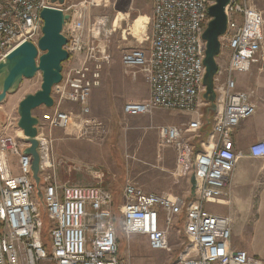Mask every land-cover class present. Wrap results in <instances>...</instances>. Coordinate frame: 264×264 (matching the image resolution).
Listing matches in <instances>:
<instances>
[{"label": "built area", "instance_id": "obj_1", "mask_svg": "<svg viewBox=\"0 0 264 264\" xmlns=\"http://www.w3.org/2000/svg\"><path fill=\"white\" fill-rule=\"evenodd\" d=\"M106 1L65 5L51 0H0V61L25 41L36 44L43 8H58L68 16L62 29L67 39L64 49L68 58L81 55L80 64L63 70L61 81L52 87V108L37 117L41 202L34 194L32 157L24 152L29 143L17 126L18 116H7V129L0 132V264H135L129 255H119L118 232L127 239L144 236L150 249L168 252V234L176 221L182 222L186 241L173 264H264L263 259L232 247L229 216L206 208L228 195L240 155L231 136L255 112L253 92L237 90L234 78L235 72L250 69L263 48L264 18L255 0H229L224 8L226 30L219 42L227 62L213 77V115L203 137L200 107L211 103L201 100L205 91L202 34L214 1L153 0L150 35L144 38L148 48L131 47L120 54L123 66L132 68L133 75L140 73L149 87L148 98L123 105L124 114H149L156 108L193 112L194 118L186 122L156 127L158 144L174 151L175 176L188 169L193 172V198L147 192L128 180L116 223L108 190L55 179L53 129L74 125L75 136L89 141L107 134L105 124L89 116L88 104L92 88L101 83L102 65L110 60L100 38L110 35L115 26L107 27L106 15L90 14ZM64 101L77 104L79 112L61 110ZM248 153L264 157V139L251 144ZM43 213L48 219V240L43 234Z\"/></svg>", "mask_w": 264, "mask_h": 264}, {"label": "crops", "instance_id": "obj_2", "mask_svg": "<svg viewBox=\"0 0 264 264\" xmlns=\"http://www.w3.org/2000/svg\"><path fill=\"white\" fill-rule=\"evenodd\" d=\"M78 1L64 0V3L66 5ZM255 1L257 7L263 12L264 18V6L260 7L264 0ZM94 9H91L90 14L95 12ZM119 15L116 20L114 19L115 25L119 19V21L124 20L123 14L119 13ZM85 21L87 22V18ZM135 23L141 29V22L136 20ZM131 28L134 29L133 26ZM262 29L264 33V23ZM143 30L139 32L140 38L134 42L139 44L137 47L148 48V41L144 40L146 33ZM128 31L129 29H123L120 34L121 42L126 40ZM112 33L110 34L111 38ZM129 44L123 43V45ZM110 53V61L102 65V83L92 88L88 99L89 116L104 122L107 128L106 136L97 141H89L83 138L65 137L62 131L56 130L54 133L57 140V153L63 157H71L76 166L92 165L100 169H107L111 164L117 166L122 163L123 153L126 154L127 152V155L133 153L137 157L134 170V173L138 174L136 181L145 191L179 195L185 199H190L191 175L188 170L191 169L185 170L181 176H175V179L161 176L160 169L165 171L174 169L175 154L171 147H161L158 144L156 127L186 122L194 118L193 112L156 108L149 114H124L123 105L128 101L148 98L149 87L140 73L133 76L132 68L123 66L120 55L114 54L111 49ZM66 61L67 63H62V71L78 66L81 62V55L71 56ZM65 65H67L66 68ZM234 78L237 90H251L253 92L251 100L255 105V112L240 122L231 136L234 151H239L240 155L230 177L228 195L220 198L217 202L206 204V208L210 206L207 208L210 212L231 218L230 242L233 248L243 249L250 256L264 260V157H252L248 153L251 144L264 139V44L250 69L247 72H235ZM38 89L39 87L24 94L34 93ZM51 108L40 106L33 110V114L40 118L44 111H49ZM59 108L73 113L79 112L77 104L67 101L61 102ZM10 115L5 110L2 115L0 114V132L6 131L4 122ZM14 116H18V114L16 113ZM202 120L203 137L210 129V121H206L205 116ZM197 143H199L198 140L195 141V144ZM10 159L14 161L13 158ZM147 165L155 168H147ZM13 171L17 172V169L14 168ZM106 177L108 176L106 175ZM77 180L82 179L77 178ZM77 184L83 185L82 183ZM107 186L106 184L103 188L109 191ZM117 198L119 199V197ZM122 203L121 198L120 204L116 207L113 201V211H115V207L119 210ZM175 223L179 224L178 221ZM141 237L147 245L146 238ZM184 245L185 242L183 247ZM147 247L149 248L148 245Z\"/></svg>", "mask_w": 264, "mask_h": 264}, {"label": "rangeland", "instance_id": "obj_3", "mask_svg": "<svg viewBox=\"0 0 264 264\" xmlns=\"http://www.w3.org/2000/svg\"><path fill=\"white\" fill-rule=\"evenodd\" d=\"M151 4L152 0H107L100 7L95 8L93 14L91 16H102L106 15L108 18L107 27L115 26V31L112 33V38L110 35L103 36L101 35L100 41L101 44L106 46V49L110 55L111 52L114 54H121V51L128 47H137L139 44L134 42L136 39L140 38V33L135 34L134 29L131 28L136 20L141 22V30L145 31L146 36L150 35V16H151ZM264 3L260 4L261 6ZM257 6V5H256ZM119 13L123 14L124 20L119 21L115 25L116 17ZM120 16V15H119ZM141 19H140V18ZM114 21V24H113ZM145 22V23H144ZM145 27V28H144ZM123 29H129L128 35L126 36V40L124 42L120 41V34ZM140 30V32H141ZM123 43H131L129 45H123ZM118 47V48H117ZM119 51V52H118ZM110 61V60H109ZM227 62V58L225 52L219 50V54L216 57V63L218 68L223 69ZM63 63H67L63 62ZM67 65H65V68ZM137 74V73H136ZM133 75V74H132ZM135 76V75H133ZM41 75L37 73L31 79H23L19 84L18 88L11 91L7 94L6 98L0 103V114L2 115L4 110L8 111L11 116H14L17 113V102L20 98H22L25 94L31 91H34L40 86ZM101 83H102V75H101ZM100 83V84H101ZM201 100L205 102L203 98V93L201 95ZM211 105H203L201 106V110L203 113H206V120L209 122L212 118L213 112L211 110ZM103 122V121H102ZM104 123V122H103ZM107 129V128H106ZM56 130L62 131L65 134V137H76V129L75 126L72 125L67 129H53L52 136L54 137L53 141V159L55 161V179L59 183H70V184H87L105 187L107 184L109 192L112 194V198L116 207L120 204L122 198V188L126 181H136V176L138 174L134 173L136 168L135 162L137 161L136 155L131 153L127 155L123 153L122 163L117 166L111 164L107 169H100L94 167L92 165H81L76 166L74 160L71 157H63L57 153L56 150V134L54 133ZM77 138V137H76ZM147 168H155L154 166L147 165ZM175 169V166H174ZM174 169L172 171H165L160 169L161 176L163 177H171L175 179ZM189 174L192 176L193 172L188 170ZM106 175L108 177H106ZM77 178H81L82 180H77ZM82 181V182H81ZM138 184V183H137ZM140 185V184H139ZM141 186V185H140ZM41 187L40 184H36L35 195L39 202H41ZM190 198H193V195H189ZM119 197V199L117 198ZM117 201V203H116ZM43 208L42 205H40ZM115 207V220L116 223H119L121 219V213ZM210 206H207L209 208ZM43 216V234L45 238L48 240V219L45 214ZM92 223V221H90ZM179 232H178V231ZM178 233H177V232ZM118 245H119V255L127 254L130 256L132 261L135 264H173L176 257L179 255L183 248V243L185 242L183 233H182V223L179 221L178 223H174L170 229L169 234V245L170 251H157L149 249L143 240V237L138 235H132L131 239H127L123 237L121 231L118 232ZM48 247V246H47ZM51 264V263H47Z\"/></svg>", "mask_w": 264, "mask_h": 264}, {"label": "water", "instance_id": "obj_4", "mask_svg": "<svg viewBox=\"0 0 264 264\" xmlns=\"http://www.w3.org/2000/svg\"><path fill=\"white\" fill-rule=\"evenodd\" d=\"M51 1L59 4L64 3V0ZM212 1L214 3L208 7L207 11L210 20L202 34V38L205 41L203 58L205 67L203 84L205 91L203 92V98L210 102L211 106H213L212 103L215 98L213 77L218 68L216 57L220 50L219 37L226 30L224 8L229 0ZM40 17L43 24L41 36L36 44L25 41L12 49L4 60L0 61V80L4 76L0 86V103L6 98L8 93L18 88L23 79H31L37 73L41 75L39 89L34 93L26 94L18 102L16 110L18 114L17 126L29 143L24 152L32 157V178L36 184L39 182V158L36 152L37 140L35 138L38 118L33 114V110L40 106L52 107V87L61 81L62 63L69 56L64 49L67 39L62 33L63 24L68 16L64 15L62 10L58 8H43L40 11ZM190 181L191 195H193L195 187L194 176H191Z\"/></svg>", "mask_w": 264, "mask_h": 264}, {"label": "bare ground", "instance_id": "obj_5", "mask_svg": "<svg viewBox=\"0 0 264 264\" xmlns=\"http://www.w3.org/2000/svg\"><path fill=\"white\" fill-rule=\"evenodd\" d=\"M133 28H134V31H135V33L137 34V33H139L140 32V27L135 23L134 25H133ZM4 60V59H3ZM2 60V61H3ZM4 77V76H3ZM3 77H1V80H0V86H1V82H2V79H3ZM12 89H13V87H12ZM11 89V90H12Z\"/></svg>", "mask_w": 264, "mask_h": 264}, {"label": "trees", "instance_id": "obj_6", "mask_svg": "<svg viewBox=\"0 0 264 264\" xmlns=\"http://www.w3.org/2000/svg\"><path fill=\"white\" fill-rule=\"evenodd\" d=\"M204 116L206 117V113L204 114ZM207 121V120H206Z\"/></svg>", "mask_w": 264, "mask_h": 264}]
</instances>
